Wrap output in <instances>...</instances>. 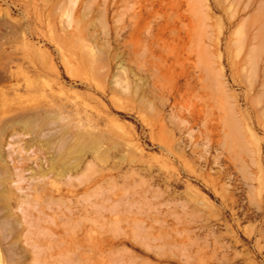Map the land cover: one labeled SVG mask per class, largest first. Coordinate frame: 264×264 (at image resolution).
Returning a JSON list of instances; mask_svg holds the SVG:
<instances>
[{"label": "rangeland", "instance_id": "obj_1", "mask_svg": "<svg viewBox=\"0 0 264 264\" xmlns=\"http://www.w3.org/2000/svg\"><path fill=\"white\" fill-rule=\"evenodd\" d=\"M0 264H264V0H0Z\"/></svg>", "mask_w": 264, "mask_h": 264}]
</instances>
